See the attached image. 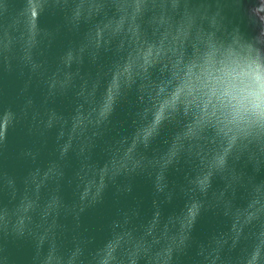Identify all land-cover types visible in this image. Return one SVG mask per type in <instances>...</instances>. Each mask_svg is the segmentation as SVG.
<instances>
[{"label":"water","instance_id":"water-1","mask_svg":"<svg viewBox=\"0 0 264 264\" xmlns=\"http://www.w3.org/2000/svg\"><path fill=\"white\" fill-rule=\"evenodd\" d=\"M226 58L264 63V0H0V264H264Z\"/></svg>","mask_w":264,"mask_h":264},{"label":"clouds","instance_id":"clouds-1","mask_svg":"<svg viewBox=\"0 0 264 264\" xmlns=\"http://www.w3.org/2000/svg\"><path fill=\"white\" fill-rule=\"evenodd\" d=\"M220 77L208 99L219 118L235 126L264 127V63L226 58L221 64Z\"/></svg>","mask_w":264,"mask_h":264}]
</instances>
